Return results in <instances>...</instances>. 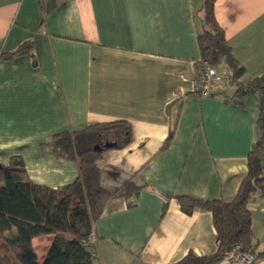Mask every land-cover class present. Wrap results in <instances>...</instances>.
Masks as SVG:
<instances>
[{
	"label": "crops",
	"instance_id": "1",
	"mask_svg": "<svg viewBox=\"0 0 264 264\" xmlns=\"http://www.w3.org/2000/svg\"><path fill=\"white\" fill-rule=\"evenodd\" d=\"M200 6L0 0V163L19 155L34 184L62 186L78 168L51 151L54 134L119 120L130 125L129 144L97 159L99 181L109 192L130 178L144 187L134 206L113 197L94 221L88 250L95 264H170L188 251L216 250L211 213L186 214L175 196L233 199L259 136L258 98L236 99L225 80L209 85V96L195 93ZM214 14L241 79L263 74L264 0H215ZM24 43L27 53L5 58ZM248 209L264 251V198ZM50 243V235L32 238L38 261Z\"/></svg>",
	"mask_w": 264,
	"mask_h": 264
},
{
	"label": "trees",
	"instance_id": "2",
	"mask_svg": "<svg viewBox=\"0 0 264 264\" xmlns=\"http://www.w3.org/2000/svg\"><path fill=\"white\" fill-rule=\"evenodd\" d=\"M214 4L215 0H201L198 10L200 60L206 61L217 73L225 70V81L235 87L236 99L250 95L258 98L259 136L247 153L246 174L232 200L175 196L186 214L195 208L211 213L216 250L206 255L188 251L179 261L170 264H221L235 245L245 251H257V257L264 260V251L257 250L254 242L248 209L250 202L264 198V73L251 80L241 79L243 68L233 57L223 29L215 19ZM29 49L30 45L24 43L13 54L4 56L10 59ZM130 134V125L122 120L54 134L49 142L51 151L74 161L78 168L72 182L55 188L34 184L19 155L0 163V264H95L88 250V236L94 221L113 197H123L128 207L134 206L138 191L144 187L132 178L113 192L100 185L97 159L106 150L129 144ZM172 136L173 130L169 131L161 149L168 146ZM95 146L99 149H94ZM42 235H50L51 243L38 261L32 238Z\"/></svg>",
	"mask_w": 264,
	"mask_h": 264
},
{
	"label": "built area",
	"instance_id": "3",
	"mask_svg": "<svg viewBox=\"0 0 264 264\" xmlns=\"http://www.w3.org/2000/svg\"><path fill=\"white\" fill-rule=\"evenodd\" d=\"M227 79L225 72L218 74L216 70L209 66L206 61L199 60L198 74L195 80V93L203 96H209V85L214 84L217 81ZM96 238L91 229L88 241L92 245ZM93 256V255H92ZM225 264H264V260L257 257V251L242 250L240 245L233 246L225 255Z\"/></svg>",
	"mask_w": 264,
	"mask_h": 264
},
{
	"label": "water",
	"instance_id": "4",
	"mask_svg": "<svg viewBox=\"0 0 264 264\" xmlns=\"http://www.w3.org/2000/svg\"><path fill=\"white\" fill-rule=\"evenodd\" d=\"M107 146H111V145H114V144H106ZM94 149H99L98 146H95Z\"/></svg>",
	"mask_w": 264,
	"mask_h": 264
},
{
	"label": "rangeland",
	"instance_id": "5",
	"mask_svg": "<svg viewBox=\"0 0 264 264\" xmlns=\"http://www.w3.org/2000/svg\"><path fill=\"white\" fill-rule=\"evenodd\" d=\"M223 81V80H222Z\"/></svg>",
	"mask_w": 264,
	"mask_h": 264
}]
</instances>
